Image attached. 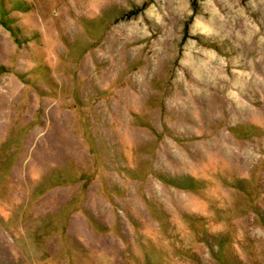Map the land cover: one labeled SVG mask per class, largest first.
Returning <instances> with one entry per match:
<instances>
[{
  "label": "rangeland",
  "instance_id": "obj_1",
  "mask_svg": "<svg viewBox=\"0 0 264 264\" xmlns=\"http://www.w3.org/2000/svg\"><path fill=\"white\" fill-rule=\"evenodd\" d=\"M0 264H264V0H0Z\"/></svg>",
  "mask_w": 264,
  "mask_h": 264
}]
</instances>
